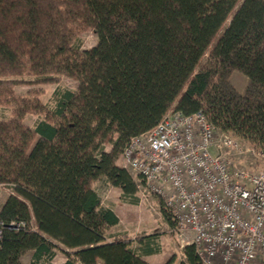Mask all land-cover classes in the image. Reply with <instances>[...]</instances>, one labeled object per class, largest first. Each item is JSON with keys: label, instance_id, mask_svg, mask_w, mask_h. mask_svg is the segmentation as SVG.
Masks as SVG:
<instances>
[{"label": "trees", "instance_id": "trees-1", "mask_svg": "<svg viewBox=\"0 0 264 264\" xmlns=\"http://www.w3.org/2000/svg\"><path fill=\"white\" fill-rule=\"evenodd\" d=\"M88 30L96 46L80 52ZM234 72L246 78L242 93ZM63 76L77 88L57 87L49 104L41 90L16 95ZM0 107L10 110L0 119V186L11 191L0 264L27 253L29 264H51L55 251L64 264H147L156 237L109 235L118 219L87 183L103 180L136 205L137 184L116 160L171 109L202 112L264 154V0H0ZM28 115L40 117L32 128ZM182 254L165 264H199L193 245Z\"/></svg>", "mask_w": 264, "mask_h": 264}, {"label": "built area", "instance_id": "built-area-1", "mask_svg": "<svg viewBox=\"0 0 264 264\" xmlns=\"http://www.w3.org/2000/svg\"><path fill=\"white\" fill-rule=\"evenodd\" d=\"M190 236L199 264H264V154L174 109L116 160ZM240 163L248 165V170ZM136 182V181H135Z\"/></svg>", "mask_w": 264, "mask_h": 264}, {"label": "rangeland", "instance_id": "rangeland-1", "mask_svg": "<svg viewBox=\"0 0 264 264\" xmlns=\"http://www.w3.org/2000/svg\"><path fill=\"white\" fill-rule=\"evenodd\" d=\"M97 43V38L95 34L88 30L79 35V41L76 46L79 48V51L90 50L95 47ZM230 83L234 86V88L238 92H243L246 87V78L239 74L238 72H234L231 75ZM63 88L67 90H75L77 88V82L71 78L63 76L58 85H36V86H18L15 89L16 95L24 96L29 89H37L42 91V95L40 96V101L43 104L50 103V96L53 91L57 88ZM10 110L7 107H0V119L9 118ZM40 117L34 115L26 116L24 123L26 126L32 128L34 123ZM233 139V138H232ZM236 141V139H233ZM239 142V141H238ZM241 143V142H240ZM109 143H104V150H108ZM243 146H247L242 144ZM119 165V164H118ZM239 166L248 170V165L244 163H240ZM134 181L137 183V177L129 172ZM103 181H88L87 185L96 192L98 195L101 206L103 208L109 207L112 204L113 209L115 210L116 215L119 216L121 223L113 228L112 232H124L128 236H151L154 235L156 237L157 243H161L164 248V251H167L169 254L176 256L177 260H183L182 249L187 243L191 241L190 236H182L179 237L175 233L176 225L174 221L170 220L174 226L172 230L166 220L163 218L161 214V209L164 208L162 202L157 197L144 193L137 190V204L131 205L126 201L119 200L117 196V192L115 190L106 189L107 187L102 184ZM10 188L6 186H0V204L2 200L10 195ZM160 238V240L158 239ZM31 253H27L23 258V264H28ZM64 256L61 252L55 251L53 258L51 259V264H62L64 261Z\"/></svg>", "mask_w": 264, "mask_h": 264}, {"label": "crops", "instance_id": "crops-1", "mask_svg": "<svg viewBox=\"0 0 264 264\" xmlns=\"http://www.w3.org/2000/svg\"><path fill=\"white\" fill-rule=\"evenodd\" d=\"M242 93V92H241ZM109 149L108 150H104L106 153H110L111 151H112V147H111V145H109ZM116 166L118 167V168H121L117 163H116ZM122 169V168H121ZM101 181V180H100ZM103 181V180H102ZM103 185H105L107 188L106 189H109V190H115L116 192H117V196H118V198H119V200H121L122 199V192L119 190V189H117V188H113V187H110V186H107L105 183H104V181H103V183H102ZM9 196V195H8ZM8 196H6L3 200H2V202H1V204H0V208H1V206L4 204V202H5V200L8 198ZM107 209H110V210H112V212L115 214V216L117 217V219H118V224L116 225V226H114V227H112V228H110V230L108 231V234L109 235H121V234H124L127 238H129V239H132V240H135L136 238H145V237H148V236H144V235H142V236H139V237H137V236H128L126 233H124V232H112L111 230L113 229V228H116L120 223H121V221H120V218H119V216L118 215H116L117 213H115V210L113 209V207H112V204H110L109 205V207H107ZM159 240H160V238H158ZM141 244L140 243H137V242H134L133 243V248H135V249H141L140 246ZM158 245H159V252L158 253H156V254H152V255H149V256H143L142 257V261H144L145 263H147V264H165L170 258H172V254H169L167 251H164V248H163V246L161 245V243H159L158 242ZM64 256V255H63ZM31 258H32V253H31V255H30V259H29V261H28V264L30 263V261H31ZM65 258V257H64ZM184 260V259H183ZM64 262H65V259H64V261H63V263L62 264H64ZM21 263L23 264V258L21 259Z\"/></svg>", "mask_w": 264, "mask_h": 264}]
</instances>
